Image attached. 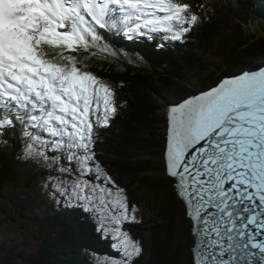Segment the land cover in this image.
<instances>
[{
  "label": "snow or ice",
  "instance_id": "6c2138e0",
  "mask_svg": "<svg viewBox=\"0 0 264 264\" xmlns=\"http://www.w3.org/2000/svg\"><path fill=\"white\" fill-rule=\"evenodd\" d=\"M193 8L182 0H0V137L19 130L24 156L49 169L57 153L79 165L75 179L49 176L46 187L83 201L111 237L119 255L97 264H134L142 252L123 229L136 206L92 163L94 127L117 112L114 92L75 56L54 62L45 49L108 51L99 43L105 31L183 41L201 19ZM167 125L163 157L191 224L192 264H264V68L169 106Z\"/></svg>",
  "mask_w": 264,
  "mask_h": 264
},
{
  "label": "trees",
  "instance_id": "16d2710c",
  "mask_svg": "<svg viewBox=\"0 0 264 264\" xmlns=\"http://www.w3.org/2000/svg\"><path fill=\"white\" fill-rule=\"evenodd\" d=\"M187 2L194 5L200 22L185 38L187 41L175 42L168 49L148 48L147 63L134 62L119 53L72 54L80 66L109 84L117 96L118 111L109 118L108 127H94L92 163H99L111 177L107 187L125 190L129 205H138L141 210L148 206L145 217L136 216L138 222L123 225L143 249L134 258V264H192L190 250L188 259L180 253L179 246L183 223L189 227L190 222L174 192L173 179L165 174L162 154L157 155L158 148L163 149L166 122L160 110L183 93L207 87L221 74L239 70L242 62L264 61V0ZM259 22L260 31L248 27ZM45 51L52 60L62 58L53 47ZM95 119L93 116L94 123ZM43 135L48 138L46 133ZM4 139L9 143H1L0 147V201L5 200V206L10 203L27 220L36 242L44 241L48 245L37 252L33 250L34 244L29 243L32 247L27 249L21 238L9 236L0 240V264H97V256H105L111 248V237L105 238L97 230V220L92 224L87 222L89 214L84 213L82 206L62 208L71 203L66 204L62 195L54 196L53 190L46 187L55 182L49 181V176L75 179V172L60 173L56 169L75 170L76 162L67 160V153L63 158L57 153L54 168L49 169L44 162L37 163L24 156L19 130L15 135L0 137ZM48 151L51 155V149ZM24 169L30 170L26 179L25 175H18ZM21 179L25 180L26 189L33 187L35 192L15 191ZM0 210L2 220L6 221L9 208H1L0 204Z\"/></svg>",
  "mask_w": 264,
  "mask_h": 264
},
{
  "label": "rangeland",
  "instance_id": "374dc122",
  "mask_svg": "<svg viewBox=\"0 0 264 264\" xmlns=\"http://www.w3.org/2000/svg\"><path fill=\"white\" fill-rule=\"evenodd\" d=\"M182 2H184V0H182ZM208 8H209V5H208ZM209 9L211 10V8H209ZM260 24L262 25V23L259 22V24L257 26H255V27L256 28H259L261 26ZM259 31H260V28H259ZM130 43H132V42H130ZM127 45H126V43L119 42V45H115V46H127ZM147 45L148 46H157L158 43H155V42L152 43V42H149L148 41L147 42ZM56 53L58 55H61V56H67V55L77 54V52H75V51L68 52V51H66L64 49L62 50V49H59V48H56ZM213 64L216 65L217 63H214L213 62ZM77 66L80 67L82 71H86L84 69V67L79 66L78 64H77ZM209 67H210V65L207 66V68H209ZM114 99H115V102H116L117 96H116L115 93H114ZM162 111L163 110H160V113ZM159 132L160 133H163V130L162 129H159ZM0 147H1V143H0ZM161 154H162V148H158L157 155L160 156ZM29 171L30 170H28V169H24L22 171V173L18 172V175H21V176H24L25 175L24 178L26 179V177L28 176L27 173ZM8 175L11 176V172ZM26 188H27V185H25V180L21 179L17 183V187H16L15 191H19L20 190L22 192H27V190H28V191L35 192V190H34L33 187H31L30 189H26ZM37 189H39V187ZM46 197H47V195H46ZM65 197H67V196H65ZM0 204H1V208H9V210H8V218L5 219L6 221H3L2 220L3 215H2V212H1L2 210H0V221H2L0 223V240H4V238H8L9 236H11L12 238L18 237V238H21V241H23L24 243H26V244H23V243L22 244H23V246H26L27 249H30L32 247V246L29 247V243H32V244H34L36 246L35 248H33L34 251L40 252V251L46 249V246L48 244H46L44 241L39 242L37 240V242H36V239H35V237H34V235L32 233V230L30 228L29 223L27 222L26 219H24V217L19 216V214H17L15 212V210L13 209V207L11 206L10 203H8L5 206V200H1L0 201ZM132 205H135V204H132L131 203V205H129V206L131 207ZM135 206H136V209H137L136 210V212H137L136 213V216L137 217H141V216L142 217H145L146 216L145 211L148 210V206H144L143 207V210H141V207H139L138 205H135ZM138 221H139V219L137 218L136 221H134V222H138ZM128 223H130V222H128ZM191 241H192V237H191V234L189 232V228H188L187 224L184 222L183 223V227H182V234H181L180 239H179V242H180L181 245H179V246H181L180 253L183 252L184 255L186 254V256L188 257V259L190 257L189 245H190ZM22 244H20V245H22ZM144 251L146 253V252H148V249H145Z\"/></svg>",
  "mask_w": 264,
  "mask_h": 264
},
{
  "label": "clouds",
  "instance_id": "9594fccd",
  "mask_svg": "<svg viewBox=\"0 0 264 264\" xmlns=\"http://www.w3.org/2000/svg\"><path fill=\"white\" fill-rule=\"evenodd\" d=\"M185 2H187V0H185ZM188 3V2H187ZM255 26H257V25H255V24H250V25H248V27L250 28V30H252L253 29V27L256 29V27ZM195 27V26H194ZM246 64H250V65H254V66H256V65H258V63H252V62H242V64H241V68H239V70L240 69H244L245 68V65ZM239 70H236V71H231V72H228V73H225V74H230V73H236V72H239ZM221 75H224V74H221ZM220 75V76H221ZM219 76V77H220ZM218 77V78H219ZM217 78V79H218ZM216 79V80H217ZM215 80V81H216ZM215 81L213 82V83H215ZM213 83H211L209 86H207V87H203V88H209L210 86H212L213 85ZM200 89H202V88H198L197 90H200ZM197 90H195V91H197ZM195 91H191V92H195ZM188 93H190V92H188ZM164 161V160H163ZM164 169H165V164H164ZM167 176H169V175H167ZM169 177H171V176H169ZM172 178V177H171ZM173 179V188H175L174 187V185H175V180H174V178H172ZM174 192H175V194H176V191H175V189H174ZM177 195V194H176ZM181 201V200H180ZM182 202V201H181ZM183 204V203H182ZM183 207H184V205H183ZM184 216L188 219V217L186 216V214H185V208H184ZM189 220V219H188ZM190 222V221H189ZM189 232H190V228H191V224L189 225ZM190 234H191V232H190ZM191 237H192V241H191V243H190V245H189V250H190V253H191V260H192V262H193V254H192V251H191V247L193 246V244H194V237L191 235Z\"/></svg>",
  "mask_w": 264,
  "mask_h": 264
},
{
  "label": "bare ground",
  "instance_id": "6f19581e",
  "mask_svg": "<svg viewBox=\"0 0 264 264\" xmlns=\"http://www.w3.org/2000/svg\"><path fill=\"white\" fill-rule=\"evenodd\" d=\"M195 10H196V9H195ZM196 12H197V11H196ZM162 41H163V40H162ZM168 42H171V43L173 44V41H168ZM48 58H49V57H48ZM55 59H58V60H55ZM61 60H62V58H53V61H54V62H63V61H61ZM244 70H245V69H244ZM76 166H77V165L74 163V165H73V169H75ZM63 197H64V199H65V203H67V201H68L69 203H71L72 206H75V207H77V205H78V206H82L81 208L83 209L84 213H87V214L91 215V216L94 218V220L96 219V216L93 215V212H92V211H86V210H85V206H83L81 202H75L74 200L69 199L68 197H65V196H63ZM67 198H68V199H67Z\"/></svg>",
  "mask_w": 264,
  "mask_h": 264
},
{
  "label": "water",
  "instance_id": "95a60500",
  "mask_svg": "<svg viewBox=\"0 0 264 264\" xmlns=\"http://www.w3.org/2000/svg\"><path fill=\"white\" fill-rule=\"evenodd\" d=\"M245 71H254V70H252V69H246V70H244V72H245ZM174 189H175V188H174ZM175 191H176V190H175Z\"/></svg>",
  "mask_w": 264,
  "mask_h": 264
}]
</instances>
